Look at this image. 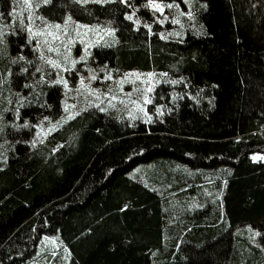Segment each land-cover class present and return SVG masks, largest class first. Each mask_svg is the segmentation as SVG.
<instances>
[{
	"label": "trees",
	"instance_id": "1",
	"mask_svg": "<svg viewBox=\"0 0 264 264\" xmlns=\"http://www.w3.org/2000/svg\"><path fill=\"white\" fill-rule=\"evenodd\" d=\"M149 1L0 0V264H264V0ZM31 15L112 32L61 72ZM132 71L142 113L82 87Z\"/></svg>",
	"mask_w": 264,
	"mask_h": 264
},
{
	"label": "rangeland",
	"instance_id": "2",
	"mask_svg": "<svg viewBox=\"0 0 264 264\" xmlns=\"http://www.w3.org/2000/svg\"><path fill=\"white\" fill-rule=\"evenodd\" d=\"M47 0H7L9 6L7 9L11 11L27 12L31 11V6L37 7L41 3ZM81 4L86 3H106L113 0H75ZM149 5L153 7L154 4L161 6V3L157 0H150ZM162 8V6H161ZM11 15V13H10ZM132 15H128V17ZM32 19H37L36 24H39V29L37 34L40 35L41 40L46 44V49L53 55L55 64H57L61 70L65 69V65L68 58L69 50L72 44L77 41L89 42L95 41L96 39H101L109 35L112 31L111 28L106 23L100 25H87L74 22V20L67 18L61 23H48L46 20H42L40 16H32ZM147 84V87L145 85ZM153 84V73H142L138 71H132L124 75L123 77L116 80L114 86L107 90L97 89L91 86H83L89 96H94L96 103L104 105V107L125 105L127 112L130 115H135L136 113H142L144 111L145 101L149 100V89ZM86 97V96H85ZM74 102L68 106L72 107L73 111L69 109L68 116H72L74 113ZM75 106L80 107L79 103ZM253 156H260L255 154ZM253 231V230H252ZM254 235L256 234L255 231ZM59 247V241L55 234L44 235L38 245L37 253L41 255L43 252H47L53 256L57 254V249ZM62 251H59L61 253ZM63 257L65 252H62ZM43 257L39 258V262L45 263ZM50 264V263H47Z\"/></svg>",
	"mask_w": 264,
	"mask_h": 264
},
{
	"label": "snow or ice",
	"instance_id": "3",
	"mask_svg": "<svg viewBox=\"0 0 264 264\" xmlns=\"http://www.w3.org/2000/svg\"><path fill=\"white\" fill-rule=\"evenodd\" d=\"M154 8H156L157 10L163 11V9L161 8L160 5L158 4H154L153 5ZM168 7H172V5H169ZM191 15V13H189V16ZM129 20L132 19L131 16L128 17ZM94 78V77H93ZM173 83H175V81H173ZM149 91H151V89H149ZM146 103L148 102L147 100L145 101ZM252 159L255 160H264V157H260V156H253Z\"/></svg>",
	"mask_w": 264,
	"mask_h": 264
}]
</instances>
